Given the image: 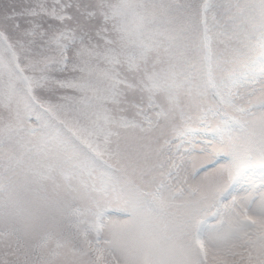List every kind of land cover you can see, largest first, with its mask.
Returning a JSON list of instances; mask_svg holds the SVG:
<instances>
[{
    "label": "snow or ice",
    "instance_id": "obj_1",
    "mask_svg": "<svg viewBox=\"0 0 264 264\" xmlns=\"http://www.w3.org/2000/svg\"><path fill=\"white\" fill-rule=\"evenodd\" d=\"M0 264H264V0H0Z\"/></svg>",
    "mask_w": 264,
    "mask_h": 264
}]
</instances>
